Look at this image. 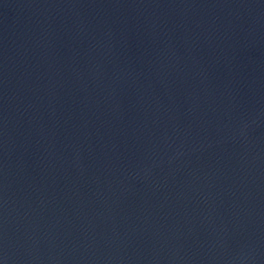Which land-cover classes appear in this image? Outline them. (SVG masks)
<instances>
[{
  "label": "water",
  "instance_id": "95a60500",
  "mask_svg": "<svg viewBox=\"0 0 264 264\" xmlns=\"http://www.w3.org/2000/svg\"><path fill=\"white\" fill-rule=\"evenodd\" d=\"M0 264H264V0H0Z\"/></svg>",
  "mask_w": 264,
  "mask_h": 264
}]
</instances>
